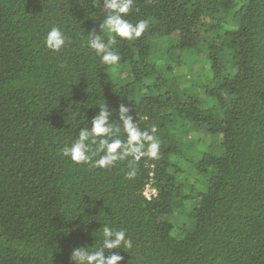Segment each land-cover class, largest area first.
<instances>
[{
	"label": "trees",
	"instance_id": "obj_1",
	"mask_svg": "<svg viewBox=\"0 0 264 264\" xmlns=\"http://www.w3.org/2000/svg\"><path fill=\"white\" fill-rule=\"evenodd\" d=\"M105 15L103 0H0V264H73V247L102 246L104 226L132 241L104 249L120 264H264V0H133L125 19L144 32L115 42ZM52 27L67 37L59 52L45 44ZM95 35L119 54L120 79L88 46ZM151 38L164 55L204 52L206 97L169 84L174 67L156 65ZM122 104L158 142L156 158L95 167L100 137L85 142L92 162L63 155L101 109L120 129L103 138L125 141ZM190 130L216 137L193 182L172 161ZM193 200L190 223H173Z\"/></svg>",
	"mask_w": 264,
	"mask_h": 264
},
{
	"label": "clouds",
	"instance_id": "obj_2",
	"mask_svg": "<svg viewBox=\"0 0 264 264\" xmlns=\"http://www.w3.org/2000/svg\"><path fill=\"white\" fill-rule=\"evenodd\" d=\"M103 6L106 15L100 27L106 29L108 33L114 34L110 36L111 42H115L117 37L134 40L142 36L146 27L145 22L140 21L132 24L125 19L132 10L133 0H103ZM67 42V37L59 27H52L45 36L46 47L56 52L63 49ZM88 46L94 50L104 64L112 66L119 63V54L109 47L102 36L95 35L88 41ZM128 113L129 108L123 104L120 105L119 116L123 122V131L127 136L125 141L114 138L109 142L108 139L103 138L111 135L113 129L116 133H119L120 129L109 122V110L101 109L98 115L93 117L91 129L81 130L77 138L63 148V155L78 164L92 162L89 144L85 142L91 141L96 144L97 138L100 137L94 153V155H99V159L94 161L95 167H112L117 161H123L129 157L134 161L144 155L156 158L159 149L158 142L148 131H141ZM101 153L102 155H100ZM134 175V170L128 172L129 177ZM131 247L132 241L126 238L124 230L114 231L111 227L104 226L102 246L93 251H89L85 246L73 247L70 251V260L73 264H120L123 257L119 252H112L106 256L104 249Z\"/></svg>",
	"mask_w": 264,
	"mask_h": 264
},
{
	"label": "rangeland",
	"instance_id": "obj_3",
	"mask_svg": "<svg viewBox=\"0 0 264 264\" xmlns=\"http://www.w3.org/2000/svg\"><path fill=\"white\" fill-rule=\"evenodd\" d=\"M205 35H203L204 38H213L216 37L215 31H211L209 27L204 28ZM152 45H153V52L152 56L154 61L156 62V65L160 68L165 63L169 66H173L172 70L167 72L165 74V78L169 82V84L173 83L172 80L175 79L176 84H180L181 86H190L193 84V92L200 95L201 97H206L203 91L202 87V81L206 78L204 76V73L201 71V69L204 67L201 63V57H203L204 52L200 51L196 54V57L194 59V62L191 60V56L188 51H184L182 53L180 52H173L169 53V55H164L165 48L163 49L164 43H160L159 39L151 38ZM157 41V42H156ZM190 64H193L194 72L193 74L189 72L187 74L186 66H190ZM123 67L120 64H116L112 67V74L114 75L115 80L120 79L123 74ZM207 69V68H206ZM206 101V100H205ZM204 101V103H205ZM216 140V137L211 134H203V132H199L197 130H190L187 133V136L184 138L185 143V151H186V157L182 156H173L172 161L174 162V166L180 168L184 171V175H186L185 178H187L189 181H195L197 178H199L198 172L194 171L192 163L195 162L199 156L206 151L209 148V145L213 143ZM213 141V142H212ZM204 181L201 179L198 187L200 189L205 188ZM197 200L189 201L187 204V207H180L175 210V216L173 223L184 225L185 223H190L191 218L189 216L185 217V214L187 212H190L193 210L194 207L197 206ZM174 233H178L177 230L174 231Z\"/></svg>",
	"mask_w": 264,
	"mask_h": 264
},
{
	"label": "built area",
	"instance_id": "obj_4",
	"mask_svg": "<svg viewBox=\"0 0 264 264\" xmlns=\"http://www.w3.org/2000/svg\"><path fill=\"white\" fill-rule=\"evenodd\" d=\"M156 193V188L152 185V182L147 184L145 189V195L151 197L152 194Z\"/></svg>",
	"mask_w": 264,
	"mask_h": 264
}]
</instances>
